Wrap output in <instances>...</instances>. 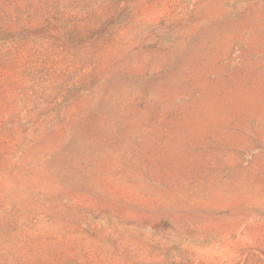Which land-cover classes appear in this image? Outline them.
Returning a JSON list of instances; mask_svg holds the SVG:
<instances>
[{
  "label": "rangeland",
  "instance_id": "1",
  "mask_svg": "<svg viewBox=\"0 0 264 264\" xmlns=\"http://www.w3.org/2000/svg\"><path fill=\"white\" fill-rule=\"evenodd\" d=\"M0 264H264V0H0Z\"/></svg>",
  "mask_w": 264,
  "mask_h": 264
}]
</instances>
